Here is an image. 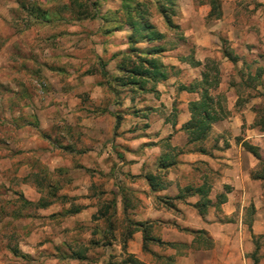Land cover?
Listing matches in <instances>:
<instances>
[{
  "label": "crops",
  "instance_id": "0c3cea01",
  "mask_svg": "<svg viewBox=\"0 0 264 264\" xmlns=\"http://www.w3.org/2000/svg\"><path fill=\"white\" fill-rule=\"evenodd\" d=\"M219 2L220 19L208 20V0H178L175 25L181 38L165 46L161 58L174 72L157 84L155 93L132 89V110L146 114L144 119L125 115L117 127L111 90L106 82L96 81L95 73L81 78L90 84L86 88L77 86L70 68L30 73L12 46L17 38L7 41L8 35L0 32V125L7 127L0 135L5 145L0 186L25 201H45L40 212L53 214L62 198L45 199L43 193L55 186L59 190L52 179L66 174L72 184V245L73 234L101 219V235L127 239L118 248L144 263L143 235L133 224L149 223L151 238L186 245L182 254L175 250L165 255L175 258L170 264H254V258L255 264H264V131L255 124L264 111V0ZM158 31L164 34L166 29ZM208 61L224 65L214 94L225 96V114L203 142L188 143L182 126L190 120L189 102L199 95L178 87L199 81ZM195 62L201 65L192 66ZM186 68L199 71L184 78L181 71ZM37 74L49 83L39 94L27 86ZM251 79L256 80L247 86L244 81ZM60 134L66 138L64 145L56 139ZM147 174L160 178L155 191L144 178ZM112 192L115 216L125 226L120 231L115 217L111 229L105 218H94L112 202L99 201V195ZM191 231H204L212 246L192 248Z\"/></svg>",
  "mask_w": 264,
  "mask_h": 264
},
{
  "label": "rangeland",
  "instance_id": "374dc122",
  "mask_svg": "<svg viewBox=\"0 0 264 264\" xmlns=\"http://www.w3.org/2000/svg\"><path fill=\"white\" fill-rule=\"evenodd\" d=\"M79 1L90 6L93 0ZM18 3H25L27 8L22 9ZM32 5H40L42 9L48 11L49 20L38 18L33 10L30 11L29 7ZM118 7L119 2L116 0L101 1L98 6V17L106 15L109 19H113V21L109 20L104 23L99 18L79 20L77 15L72 13V0H0V32L8 35L6 36L8 37L7 41L10 38H17L12 46L15 47V54L25 59L27 70L30 73L36 70L38 73L41 71L47 73L50 69L58 71L61 67H64V72H68L66 69L70 68L77 86L82 85V88H86L90 84L84 85V80L82 81L81 78L86 76V71L93 70L94 76L97 77L96 81L105 84L106 76L102 75L100 61L105 64V70L109 76H114L117 74L118 58H114L113 55L127 48L128 29L123 25L121 17L114 14ZM175 11L177 13V4ZM177 20L178 15L175 14L173 22L175 23ZM151 21L157 30L166 29L162 45L167 47L180 40V30L169 29L162 16L154 8H152ZM118 22H122V27L117 26L120 25ZM116 27H121V30L104 33V29H117ZM17 41H20L21 45ZM216 65L219 74H222L224 65L221 62H216ZM255 67L257 66L252 67L253 71ZM198 71L186 68L181 71V75L184 78H192ZM171 72L173 73L174 70L170 69ZM57 74L55 77L58 78ZM31 79L33 81H28L27 86L34 88L38 94L49 89L47 78L42 79L40 74L34 75ZM3 87H0V93L4 91ZM109 93L110 99L115 102L112 108L118 113L117 116H120L121 120L125 115L144 119L143 115L146 112L132 110L133 107L130 103V98L134 93L132 88L119 89L117 93ZM88 97L85 94V104ZM120 103L123 105L117 107L116 105ZM1 109L0 119L4 117V112ZM157 114L160 116L159 113ZM162 114L166 115L164 112ZM158 116L154 115L155 118ZM174 116L173 113L169 114L172 119ZM6 128L4 125H0V135L6 132ZM61 132L68 135L64 128L61 129ZM56 139L63 145L66 142L65 136L61 134L56 136ZM4 146L3 142H0V155L5 153ZM67 177L66 174L61 173V176L52 179L59 187L58 190L55 186L52 191L57 199L62 198L58 207L53 209L55 211L53 214H42L37 206L26 205L21 194L8 191L0 186V264L123 263L127 250L124 249L122 252L118 248L121 247L120 242L122 241L117 237L101 235L100 229L105 227L104 220L100 219L93 224L92 228L88 227L81 233L73 234L76 237L74 238L76 242L72 245V214H67L68 211H72V184ZM52 191L43 193L45 199L52 198ZM93 194L96 195L98 192L94 191ZM104 194L99 195V201L102 198L104 201L116 198L113 192ZM129 197L132 195L129 194ZM110 213L108 214L110 215ZM175 213L176 211H174ZM117 218L119 219V216L114 218L117 230L125 229V226ZM91 229L94 230V234L89 237ZM259 242L261 241L259 240ZM107 244L110 246L106 247ZM175 250L181 254L186 251L184 247L171 249L153 243L149 244V251L160 257H165L170 251L173 253ZM74 252L81 254L84 258L76 259ZM144 257V264H164L165 262L163 259L149 255L146 251H144ZM172 257L174 258V256Z\"/></svg>",
  "mask_w": 264,
  "mask_h": 264
},
{
  "label": "trees",
  "instance_id": "16d2710c",
  "mask_svg": "<svg viewBox=\"0 0 264 264\" xmlns=\"http://www.w3.org/2000/svg\"><path fill=\"white\" fill-rule=\"evenodd\" d=\"M101 1L106 0H93L91 5L81 3L79 0H72V13H75L80 19H95L99 18L102 22L107 23L113 21L106 15L98 17V6ZM119 2V7L114 12L115 15H119L122 19L123 25L128 29V35L126 38L127 48L118 51L113 55L114 58H118L116 71L117 74L109 76V73L105 70V64L100 61L101 72L103 76H106V83L109 89L113 93H117L119 89L132 88L142 93H155L158 83L164 82L169 77V71L172 67H167L163 64L161 58L166 51L164 45L161 42L164 41L165 35L157 30L151 21L152 8H154L158 14H160L164 20V23L169 29H178V26L173 22L175 16V7L177 0H116ZM211 11L208 15V20H217L221 17L220 2L219 0H208ZM22 9L27 8L25 3H18ZM92 7V8H91ZM30 11L33 10L34 14H37L38 18L48 21V11L42 9L40 5H32L29 7ZM92 10H94L92 12ZM122 22L120 25L122 27ZM121 27L117 29H104V33H110L112 30H121ZM223 54L232 62L235 59L226 50ZM200 63H192V66L198 67ZM201 72V79L194 81L188 86L180 85L179 91H186L189 93H197L199 99L191 101L188 104V110L190 113V120L182 126V130L187 135L188 143L203 142L209 135L211 125L219 121L225 114V102L226 98L222 94H214L220 84V74L216 62L208 61L205 63ZM93 70L86 71L85 74H93ZM256 76H259L257 71ZM256 79L244 81L245 84L254 82ZM120 116H116V127L120 124ZM259 125L261 130L264 131V111L258 120L255 122ZM244 148L252 153L256 154V149L243 143ZM162 169L167 168L160 167ZM148 182L152 191H155L157 186L160 185V178L155 174H147L144 176ZM52 196L55 193L51 192ZM125 198V195H124ZM219 199H223L222 196ZM114 200L102 208L99 209L98 217L105 218L108 228L113 227L112 220L115 217ZM26 205L37 206L38 208H45L47 203L45 201H39L38 203H31L24 201ZM109 212L110 215L108 214ZM67 214H72V211H68ZM149 223H135L133 224L134 230H140L142 232V249L149 252L153 257L157 259H163L155 253L149 251V244H157L161 247H168L171 249H177L179 247L186 248V245L176 242H163L160 239L151 238L149 235ZM132 224L127 226V230L130 229ZM195 235L191 247L200 249H208L212 246V241L206 236L204 231H191ZM130 235V233H129ZM127 239H123L122 246H125ZM257 249V246H256ZM76 259H83L81 254L74 255ZM170 264L173 262L171 257L164 258ZM256 260L254 258V264ZM122 264H144L138 260L134 255L126 254V258Z\"/></svg>",
  "mask_w": 264,
  "mask_h": 264
}]
</instances>
